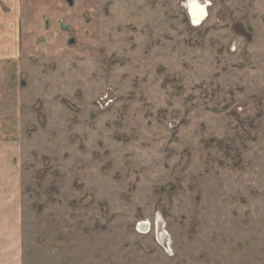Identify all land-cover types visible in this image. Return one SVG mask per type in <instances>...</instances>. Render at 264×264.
Segmentation results:
<instances>
[{"label":"rangeland","instance_id":"1","mask_svg":"<svg viewBox=\"0 0 264 264\" xmlns=\"http://www.w3.org/2000/svg\"><path fill=\"white\" fill-rule=\"evenodd\" d=\"M185 2L39 13L6 183L23 264H264V0H199L198 26Z\"/></svg>","mask_w":264,"mask_h":264},{"label":"crops","instance_id":"2","mask_svg":"<svg viewBox=\"0 0 264 264\" xmlns=\"http://www.w3.org/2000/svg\"><path fill=\"white\" fill-rule=\"evenodd\" d=\"M51 2L0 0V264H23L21 232L18 225L20 214L16 199L18 186L6 183H10L12 176H17L10 157L18 156L21 132L20 63L29 60L33 55L46 58L53 53L51 46L47 45L50 39L40 41L49 33L39 21V13L54 11L58 5L57 0ZM7 187H14L15 190L2 194L3 188ZM5 194L10 198H2ZM6 220L12 221V224L3 227L1 223Z\"/></svg>","mask_w":264,"mask_h":264},{"label":"flooded vegetation","instance_id":"3","mask_svg":"<svg viewBox=\"0 0 264 264\" xmlns=\"http://www.w3.org/2000/svg\"><path fill=\"white\" fill-rule=\"evenodd\" d=\"M62 2H63V4L65 5V6H67L68 8H71V7H74L75 5H76V3H75V0H71V2H72V4L71 5H69V3H68V1L67 0H61ZM188 1L189 0H186V2H185V6H186V9L187 10H189V6H188ZM191 1H193L194 2V0H190L189 2H191ZM196 1H199V0H196ZM200 5L202 4V3H199ZM208 4L209 3H203V5H205V8L208 6ZM59 6V5H58ZM206 10H207V8H206ZM206 17H207V11H206ZM205 17V18H206ZM60 22H62V23H60ZM59 23H60V25H59V27H60V29L61 30H63V31H68L69 30V25L64 21V20H61ZM192 22H193V20H192ZM202 23V20L199 22V23H192V25L193 26H198V25H200ZM44 27L46 28V31L48 32V30H50L51 29V27H50V25H49V20L46 18V19H44ZM53 32V31H52ZM49 33V32H48ZM68 40V41H67ZM66 43H68V45H73L74 43H75V41H74V39L72 38V39H69V37L68 38H66ZM37 58V57H36ZM33 59H35V58H33ZM40 59H42V58H40ZM20 84H21V86H23V85H25V82L24 81H20ZM145 223H143V224H140V229H142V230H144L145 229Z\"/></svg>","mask_w":264,"mask_h":264},{"label":"bare ground","instance_id":"4","mask_svg":"<svg viewBox=\"0 0 264 264\" xmlns=\"http://www.w3.org/2000/svg\"><path fill=\"white\" fill-rule=\"evenodd\" d=\"M189 1H188V6H189V10L192 12V18H193L192 20L195 24L199 23L203 19V17H201V12H200L201 9L198 7H201V5H203V4L200 5L199 4L200 2L196 1V0H194V2L193 1L189 2ZM203 6L205 7V5H203ZM206 8H205V10H206ZM197 19H198V21L196 22Z\"/></svg>","mask_w":264,"mask_h":264},{"label":"water","instance_id":"5","mask_svg":"<svg viewBox=\"0 0 264 264\" xmlns=\"http://www.w3.org/2000/svg\"><path fill=\"white\" fill-rule=\"evenodd\" d=\"M68 1V3H69V5H71L72 4V2H71V0H67ZM198 8H200L201 10H200V12H201V17H203V19H202V21L205 19V17H206V10H205V7L203 6V5H201V7H198ZM187 14H188V18H189V20H190V22L191 23H193L192 22V12L190 11V10H187ZM198 21V19L196 20V22Z\"/></svg>","mask_w":264,"mask_h":264},{"label":"trees","instance_id":"6","mask_svg":"<svg viewBox=\"0 0 264 264\" xmlns=\"http://www.w3.org/2000/svg\"><path fill=\"white\" fill-rule=\"evenodd\" d=\"M38 111V110H37Z\"/></svg>","mask_w":264,"mask_h":264}]
</instances>
